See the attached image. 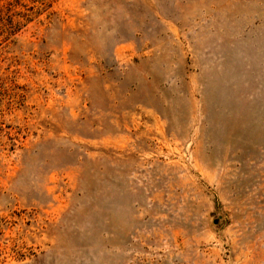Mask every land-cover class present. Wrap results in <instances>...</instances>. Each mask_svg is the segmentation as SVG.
Segmentation results:
<instances>
[{
    "label": "rangeland",
    "instance_id": "374dc122",
    "mask_svg": "<svg viewBox=\"0 0 264 264\" xmlns=\"http://www.w3.org/2000/svg\"><path fill=\"white\" fill-rule=\"evenodd\" d=\"M0 264H264V0H0Z\"/></svg>",
    "mask_w": 264,
    "mask_h": 264
}]
</instances>
